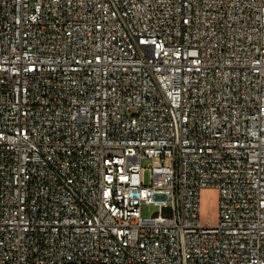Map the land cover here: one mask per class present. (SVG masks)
Returning a JSON list of instances; mask_svg holds the SVG:
<instances>
[{"label": "built area", "instance_id": "built-area-1", "mask_svg": "<svg viewBox=\"0 0 264 264\" xmlns=\"http://www.w3.org/2000/svg\"><path fill=\"white\" fill-rule=\"evenodd\" d=\"M0 264H264V0H0Z\"/></svg>", "mask_w": 264, "mask_h": 264}, {"label": "rangeland", "instance_id": "rangeland-1", "mask_svg": "<svg viewBox=\"0 0 264 264\" xmlns=\"http://www.w3.org/2000/svg\"><path fill=\"white\" fill-rule=\"evenodd\" d=\"M147 161L145 162V164ZM146 173V180L148 179ZM219 204L220 195L219 191L214 188H205L200 191V220L202 223L209 222L216 225L219 221ZM158 211V207L153 204L144 205L141 209L143 217H151Z\"/></svg>", "mask_w": 264, "mask_h": 264}]
</instances>
